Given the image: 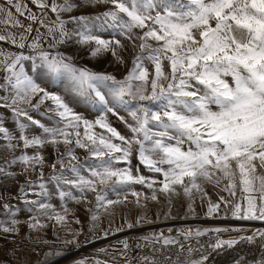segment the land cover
<instances>
[{
	"label": "snow or ice",
	"instance_id": "1",
	"mask_svg": "<svg viewBox=\"0 0 264 264\" xmlns=\"http://www.w3.org/2000/svg\"><path fill=\"white\" fill-rule=\"evenodd\" d=\"M31 3L39 9V15L24 0H4L0 4V25L23 30L0 34V42L21 50L0 49V91L5 93L0 95V109H8L13 117L10 129L0 114V137L10 152L22 146L20 155L0 165V176L14 177L16 173L8 169L18 163L25 173L35 171L37 166L41 171L38 181L28 179L19 188L25 210L33 215L22 222L17 218L21 209L5 203L9 219L0 220V232L18 234L22 223L31 231H42L48 227L45 220L54 221V227H66L69 209L62 203L58 211L50 202L53 195L62 202L80 203L87 202V193H93L95 209H89L92 235L85 238L86 244L93 243L101 238L96 234L101 208L108 211L123 204L129 193L140 203L144 194L135 191L133 185L151 190L145 200L156 201L157 192L166 194L169 205L182 190L189 200L186 216L195 215L194 193H198L202 204H207V218L264 221V0ZM97 4L111 7L99 14L80 11ZM19 17L30 23L25 26ZM34 24L39 27L34 29ZM70 45L87 49L92 60L120 66L127 64L123 53L130 48L131 66L122 79H117L107 69L76 64L73 56L59 50ZM109 55L112 60H107ZM38 80L61 85L63 92L50 91ZM74 104L90 105L97 117L86 118ZM34 112L49 123L35 118ZM110 117L124 125L127 133H122ZM60 144L66 152L51 165L53 174L46 181L40 149ZM28 149L35 151L29 154ZM76 149L85 150L84 161L76 155ZM134 156L139 165L163 179L141 175L139 167L134 173ZM49 182L54 184L55 193L50 191ZM205 184L227 192L228 198L219 196L213 201ZM29 194L37 198L29 199ZM165 218H174L171 208ZM142 221L154 222L141 216L135 225L127 222L126 226L132 229ZM75 223L81 221L76 219ZM67 231L72 239L62 241L64 248L50 247L42 257L37 252V261L24 264H58L68 245L79 248L83 229ZM245 231L187 227L178 229L176 236L171 235L172 228L167 229L168 235L152 232L137 238L136 247H150L153 253L141 256L139 264H205L213 252L219 255L242 243L254 245L258 239L260 258L249 264H264V229L252 230L251 235L242 234ZM100 232L104 238L110 234L108 230ZM232 232L241 235L227 239L220 235ZM210 233L215 237L210 236L206 246L200 244V238ZM34 243L52 244L41 237ZM119 243L123 245L121 256H125L130 245L127 240ZM171 246L178 250L175 259L167 252ZM98 251L107 252V248ZM185 252L187 255L181 258L180 253ZM196 252L201 255L193 259ZM73 264L108 262L84 257Z\"/></svg>",
	"mask_w": 264,
	"mask_h": 264
},
{
	"label": "rangeland",
	"instance_id": "2",
	"mask_svg": "<svg viewBox=\"0 0 264 264\" xmlns=\"http://www.w3.org/2000/svg\"><path fill=\"white\" fill-rule=\"evenodd\" d=\"M4 0H0V4H3ZM24 3L27 4L29 9H31L33 12H36L37 15H39V9H37L32 3L31 0H24ZM111 5H104V4H97L93 5L91 7H85L81 9L80 11L84 13H91V14H99L100 12H103L110 8ZM14 11V9H13ZM79 12H73L72 15H78ZM48 16L52 19H54V15L52 13H48ZM67 18V16H65ZM19 19L22 21V23L27 26L30 21L25 19L24 17H19ZM39 27L38 24H34L33 28ZM23 31L22 29H12L7 28L4 25H0V34H3L5 31ZM41 31L43 32L44 29L41 28ZM32 35H35V31H33ZM107 35V34H105ZM30 42V41H29ZM125 43H127L125 41ZM47 47V45H45ZM0 49H4L5 51L10 52H18L21 51L17 49L15 46L11 45L7 42H0ZM62 52H65L68 55L73 56L74 62L78 65H87L90 68H93L94 70H104L107 69V71L112 72L114 75L117 76V79H122L123 76L127 73L128 68L131 66V49L129 48L128 51L124 52L123 55L125 56L127 60V64L125 66H120L115 63L109 64V63H100L95 60L90 59L87 56V49H81L78 50L77 46L70 45L67 47H61L59 49ZM25 54H28V49L23 50ZM113 58L109 55L107 57V60H112ZM30 62H26V65ZM27 70V67H26ZM3 73H0V78H2ZM39 83H41V86L48 88L50 91H59L63 92L62 86L57 84H52L48 82H44L43 80H38ZM5 93L0 91V95H4ZM75 108L77 111L82 112L84 116L90 120L95 119L98 115L95 108L91 107L90 105H84V104H75ZM43 109V107H42ZM4 109H0V112H2ZM9 110L6 109V111H3V116L6 114V116H9L8 114ZM122 115H126V113L121 112ZM111 118V117H110ZM9 120H13V117L10 115L8 117ZM115 124V126L122 132L127 133V129L115 120V118H111ZM97 131H101L100 129H97ZM77 153L76 155L80 158L81 161H84V158L86 156L85 150L83 149H76ZM11 159V158H9ZM5 159L0 161V165L4 164ZM67 164V163H65ZM18 166V164H16ZM132 165L134 166H140L138 160L133 157ZM13 165L11 168L8 169V171L16 172L15 170L17 167ZM123 166V165H121ZM14 167V169H13ZM60 167V166H59ZM18 168V167H17ZM47 181L49 177H44ZM31 179L32 181H38L39 178H32L29 177L25 172H23V167L20 168V172H18V176H14V179L12 180V189L11 190H4L2 193L0 192V220L7 221L9 218L5 214V210L3 205L5 203H8L16 208L21 209L19 212L17 218L20 219L22 222L28 220L29 216L33 215V213H29L25 210V205L22 202L21 199V193L19 191V188L21 185L25 184V181ZM163 179L162 176L158 175L156 180ZM5 179H3L0 176V188L2 186V183H4ZM48 187L50 191L55 193V186L53 183L49 182ZM154 187H159V185H155ZM205 191L208 193V196L211 197L213 201H218L219 196H224L225 198H228V193L223 192L220 189L214 188L211 184H205ZM133 189L137 192H141L144 195H142L139 200L140 203L137 204V198L132 196L130 193L128 194L127 201H125L123 204H120L119 209L122 210L120 213L126 214L128 216L127 219L124 221H120L119 224L111 225L110 222H113V217L109 215V210L105 211L103 208L99 210V220L98 223V229L96 234L100 235L101 238L95 240L93 243H85V238L92 235V233L89 231L90 227V216L91 213L89 209H95V194L93 193H87V202L81 201L80 203H77L72 200L67 201H60L57 195H53L50 202L56 207L58 211L61 210V204L64 203L66 207L69 209V213L67 216V225L66 227L61 225H54V221H47L45 220V223L48 225V227L42 231H31L28 229L26 224L20 225V231L18 234H12V233H3L0 232V264H24L25 261H31L35 262L38 259L37 252L40 253V256L42 257L44 252H47L49 248L59 249L64 248L65 246L62 244V241L64 239H72L71 234L67 231L68 228L71 229H83V233L78 237V242L80 244V247L77 248L76 245H68L67 246V253L63 258L59 259L58 264H73V261L88 257L89 259L96 257L100 260L107 261L108 264H120L119 260L121 258V251L123 250V245L119 242L122 240H127L128 243H131L132 240L148 235L152 232H159L163 231L165 235H168L167 232L168 228H172L173 232L171 235L176 236L177 230L181 228H213V227H234V228H243L246 231L242 234L244 235H251L252 230L255 229H264V221H240L235 219H219V218H209V221L207 222H177V223H171V224H163L159 225L157 227H152L150 230L147 231H134L135 227L132 229L127 228V222H131L134 225L136 224V221L139 217L143 216L146 217L147 220H164L166 219V215L169 212V208H171V217L174 218H183L188 216H193L192 214L188 213V204L189 200L184 196L182 190L180 191V195L173 196L171 198L172 202L171 205H169L168 201H163L164 198H167L168 196L163 193L157 192L158 199L156 201L151 200L150 198L145 200V197H150V191L148 188L142 185H133ZM36 191H39L37 188ZM79 195V193H75ZM239 196V193H237ZM29 199H36L34 195L29 194ZM111 199H116L115 195L110 194ZM194 207H195V215H204L207 204L201 202L199 198L198 193H194ZM127 202H129L127 204ZM146 205V206H145ZM223 207V206H222ZM112 208V207H111ZM109 208V209H111ZM113 209V208H112ZM79 219L81 221L80 224L75 223V220ZM171 219V218H167ZM143 222V221H142ZM141 222V223H142ZM116 228H123V231L120 232H114L113 230ZM108 230L109 236L104 238L102 237V234L100 230ZM134 231V232H133ZM227 234L224 239L229 238V236H238L241 235V233H225ZM57 235L59 236V239H57ZM41 237L43 239L49 240L52 242L51 245H38L35 244L34 241ZM259 239L257 240V243L254 245H250L247 243H242L236 245L233 249H229L227 251H222L218 255L216 252H213L211 256H209V260L205 262V264H236L237 261L240 262V264H249V261L256 260L259 257L260 249H259ZM101 248H107V252H99L98 250ZM35 249V251L33 250ZM210 251V249H209Z\"/></svg>",
	"mask_w": 264,
	"mask_h": 264
},
{
	"label": "bare ground",
	"instance_id": "3",
	"mask_svg": "<svg viewBox=\"0 0 264 264\" xmlns=\"http://www.w3.org/2000/svg\"><path fill=\"white\" fill-rule=\"evenodd\" d=\"M74 107L76 106L75 104L73 105ZM3 111H6V109H4ZM0 112V113H3ZM41 111H43V109H41ZM9 116L11 115L10 111L8 112ZM32 115L37 118L42 120V122L45 123H49V121L45 118V117H41L39 116L37 113H32ZM6 116V114L4 115L5 117V126L9 127L10 129H13V120H9L8 117ZM6 141L3 140L2 137H0V161H2L3 159H9L11 158L13 155H20L21 154V150H22V146L20 148H17L15 150V152H10L6 149L5 145H6ZM35 150L34 149H28L27 152L29 154H32ZM41 154L44 156L45 159V163L43 165L42 171L44 174V177H50L53 174V169L51 167L52 164L56 163L58 156L61 153H65L66 152V147L63 144H60L58 146H52V145H47L44 148L40 149ZM77 153V151H76ZM69 158H65V163H68ZM17 166V165H15ZM59 164H57V168H59ZM18 167V168H17ZM15 167L17 170L15 173V176H18V172H20V168L23 167V165L18 163V166ZM139 167V174L144 175L146 177L149 178H154L157 179L159 174L156 173H151L149 172L144 166L140 165V166H134L133 165V170L135 173V168ZM14 169V167H13ZM41 168L39 166H37L35 171H31V172H26V174L29 177L32 178H39V174H40ZM4 181V183H2V186L0 188V192L2 193V191H6V190H11L12 189V180L14 179V177H5V176H1ZM151 194V191H150ZM168 197L164 198L163 201H168ZM129 202H127L128 204ZM129 205V204H128ZM120 204L119 205H115L112 206L111 209H109V211L112 213L110 216L113 217V222H110L111 225H115V224H119L120 221H124L125 219L128 218V216L126 214L120 213L122 210L119 209ZM154 221L153 223H146V222H142L140 225H143L141 228L138 229V231H147L150 230L152 227H157L159 225H163V224H171V223H177V221H181V222H185V223H189V222H207L209 221V218L205 217V215H193V216H188V217H183V218H171V219H164V220H152ZM139 225V226H140ZM222 236V238H224L227 234L222 233L220 234Z\"/></svg>",
	"mask_w": 264,
	"mask_h": 264
},
{
	"label": "built area",
	"instance_id": "4",
	"mask_svg": "<svg viewBox=\"0 0 264 264\" xmlns=\"http://www.w3.org/2000/svg\"><path fill=\"white\" fill-rule=\"evenodd\" d=\"M215 235H216L215 233H210L204 237H201L200 238V244H205V246H206V242L209 241V237L211 236L214 238ZM138 242L139 241L136 238V239L132 240L131 243H129L131 250L128 251L125 256H121V258L119 260L120 264H127L128 260H131L132 264H139V258L141 256H145V255L150 256L153 254L150 247H141V248L136 247ZM211 242L214 243L215 242L214 239ZM191 243L194 246L198 247V245H196L195 241H192ZM186 247H187V244H186ZM177 251L178 250L175 246H171L167 249V252L172 255L173 259H175L176 255H177ZM180 255H181V258H183L185 255H187V253L186 252L180 253ZM200 255H201V253H199V252L193 253L192 258L198 259L200 257Z\"/></svg>",
	"mask_w": 264,
	"mask_h": 264
},
{
	"label": "water",
	"instance_id": "5",
	"mask_svg": "<svg viewBox=\"0 0 264 264\" xmlns=\"http://www.w3.org/2000/svg\"><path fill=\"white\" fill-rule=\"evenodd\" d=\"M177 222H181V221H177ZM142 226H143V225L136 226L135 229H134V231H138V229L141 228ZM134 231H133V232H134Z\"/></svg>",
	"mask_w": 264,
	"mask_h": 264
}]
</instances>
